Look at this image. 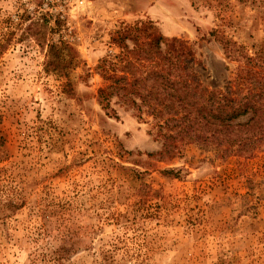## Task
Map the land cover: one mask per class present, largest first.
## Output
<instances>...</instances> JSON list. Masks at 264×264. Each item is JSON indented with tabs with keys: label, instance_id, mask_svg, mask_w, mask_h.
Returning <instances> with one entry per match:
<instances>
[{
	"label": "rangeland",
	"instance_id": "374dc122",
	"mask_svg": "<svg viewBox=\"0 0 264 264\" xmlns=\"http://www.w3.org/2000/svg\"><path fill=\"white\" fill-rule=\"evenodd\" d=\"M64 1L0 0V264H264V150L159 161L149 124L97 102L112 34L141 21L187 41L209 89L264 80V0ZM60 39L68 80L45 70Z\"/></svg>",
	"mask_w": 264,
	"mask_h": 264
},
{
	"label": "trees",
	"instance_id": "16d2710c",
	"mask_svg": "<svg viewBox=\"0 0 264 264\" xmlns=\"http://www.w3.org/2000/svg\"><path fill=\"white\" fill-rule=\"evenodd\" d=\"M31 34L22 32L20 40ZM3 39L0 54L9 45ZM110 46L113 51L97 66L102 79L97 102L108 116L118 118L117 104L150 125L149 134L161 149L149 158L173 160L190 145L215 153L221 161L251 159L264 150L263 78L251 81L240 75L237 84L209 89L200 80L199 61L188 42L165 38L150 21L117 30ZM238 54L251 66V57ZM46 56V72L66 80L82 64L76 49L61 39L48 45ZM73 93L67 81L66 94Z\"/></svg>",
	"mask_w": 264,
	"mask_h": 264
},
{
	"label": "built area",
	"instance_id": "2783aa9c",
	"mask_svg": "<svg viewBox=\"0 0 264 264\" xmlns=\"http://www.w3.org/2000/svg\"><path fill=\"white\" fill-rule=\"evenodd\" d=\"M56 1H58V2H59V1H61V0H56ZM67 2H68L67 0H65V1H64V3H67Z\"/></svg>",
	"mask_w": 264,
	"mask_h": 264
}]
</instances>
